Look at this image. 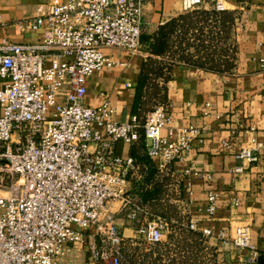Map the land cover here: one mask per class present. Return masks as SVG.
I'll list each match as a JSON object with an SVG mask.
<instances>
[{"label": "built area", "instance_id": "1", "mask_svg": "<svg viewBox=\"0 0 264 264\" xmlns=\"http://www.w3.org/2000/svg\"><path fill=\"white\" fill-rule=\"evenodd\" d=\"M144 2L49 0L35 17L19 22L23 31L43 29L40 41H0V264H73L72 250L86 243V234L95 264H121L120 211L146 242H162L169 223L160 215L141 220L148 211L132 193L141 163L133 154L120 156L117 145L125 140L134 146L143 136L155 169L165 173L201 129L174 126L167 102L128 121L116 120L107 99L96 107L85 103L92 75L116 63L104 48L147 53ZM207 2L227 10L226 0H182L183 10ZM239 156L256 159L249 148ZM216 201L210 192L208 214L217 211ZM188 228L213 236L194 220ZM233 244H250L248 227L237 229Z\"/></svg>", "mask_w": 264, "mask_h": 264}, {"label": "crops", "instance_id": "2", "mask_svg": "<svg viewBox=\"0 0 264 264\" xmlns=\"http://www.w3.org/2000/svg\"><path fill=\"white\" fill-rule=\"evenodd\" d=\"M48 1L0 0V41L4 37L16 43L40 41L43 29L23 31L19 22L35 17L39 6ZM225 5V11L235 17L236 51L231 70L178 62L168 72V80L162 78L160 83L164 85V102L169 104L172 124L194 125L201 129V136L165 173L155 169L146 153L145 140V146L122 140L117 152L123 158L135 154L141 163V178L132 184L136 201L148 211L147 216L140 214L141 220L160 215L171 225L188 230V223L194 220L199 230H212L213 236L189 231L192 237L210 239L216 247L217 264H264V0H226ZM204 6L213 8L211 2ZM143 13L144 34L151 35L184 10L182 0H145ZM104 53L116 63L92 75L85 103L96 107L107 99L115 108L116 120L128 121L135 114V98L148 54L132 55L112 47L104 48ZM245 148L251 149L255 160L239 156ZM144 158L151 161V172ZM210 192L217 194L214 215L205 209ZM119 209L115 204L114 210ZM115 216L125 237L126 254L140 238L137 225L127 219L124 211ZM240 227L250 231L246 247L233 244ZM222 232L224 238L220 237ZM90 242L86 234V243L75 246L70 255L73 264H95ZM156 245H164L163 240Z\"/></svg>", "mask_w": 264, "mask_h": 264}, {"label": "rangeland", "instance_id": "3", "mask_svg": "<svg viewBox=\"0 0 264 264\" xmlns=\"http://www.w3.org/2000/svg\"><path fill=\"white\" fill-rule=\"evenodd\" d=\"M206 10L205 6H200L184 12L186 14L170 35L167 52L162 56L150 55L152 60L147 58L149 68L157 71V67H162L165 75H168L174 64L187 62L231 70L236 51L233 28L229 33L224 27L220 31L215 18L204 13ZM223 19L225 22L229 18L224 16ZM161 81V76L151 74L147 89L149 109L160 103L158 97L164 94ZM175 226L168 224L163 235L164 245H152L138 238L137 244L129 247V253H123L121 264H125L126 260L127 264L129 261L135 264H217L216 247L209 238L203 235L192 237L191 229ZM169 234L173 235L172 239Z\"/></svg>", "mask_w": 264, "mask_h": 264}, {"label": "trees", "instance_id": "4", "mask_svg": "<svg viewBox=\"0 0 264 264\" xmlns=\"http://www.w3.org/2000/svg\"><path fill=\"white\" fill-rule=\"evenodd\" d=\"M206 9L207 10L204 11V13L209 15L212 18H215V20L218 23V26L220 28V31H222V28L224 27L228 31V33H229V31L231 32L232 28H234V25H235V17L232 14V12L217 11L215 8H211V9L206 8ZM184 14H186V13H183V14L179 15L178 17L172 18L171 20L165 22L164 24H162L158 28V30L155 33H153L151 35L143 34V36H142L143 50L148 53L149 59H151L150 55L162 56L167 52L170 35H171V33H173L175 31V29L178 25V22L182 20V17L184 16ZM224 16L229 18L225 22L223 19ZM219 23H221V25ZM149 59H147L145 66H144V69L142 71V76L140 77L138 92L136 94L134 108H133L134 113L138 114L139 116L143 115L142 114L143 110H145V109L147 110V108L149 109V107H148L149 102L147 99V89H148V86L150 83L151 74L156 73V75L161 76L165 81H167L169 78L168 75H165V73L163 71L164 69L162 67L161 68L157 67V71L156 70L153 71L152 68H149V64H148ZM190 64H194V65L202 67V68L204 67V68L224 71L223 69H220V68L218 69L216 67H208L204 64H199V63H190ZM158 99H160L159 100L160 103H161V101L164 102L165 101V94H163L161 96V98L158 97ZM140 142H142V144H144L143 146H145V141H144L143 136L141 137ZM137 160L139 161L138 158H137ZM144 160H145V163L149 165L150 172H151L153 170L151 161L148 158H144Z\"/></svg>", "mask_w": 264, "mask_h": 264}]
</instances>
